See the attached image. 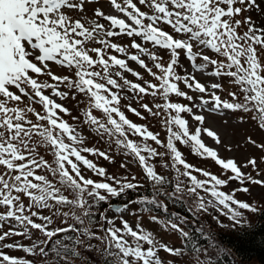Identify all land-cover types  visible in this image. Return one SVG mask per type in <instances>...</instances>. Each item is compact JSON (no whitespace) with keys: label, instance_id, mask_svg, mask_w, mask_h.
<instances>
[{"label":"snow or ice","instance_id":"1","mask_svg":"<svg viewBox=\"0 0 264 264\" xmlns=\"http://www.w3.org/2000/svg\"><path fill=\"white\" fill-rule=\"evenodd\" d=\"M69 101L83 105L77 115ZM129 113L153 118L163 137ZM205 113L248 126L243 146L260 156L222 158L204 137L232 147ZM180 145L221 175L189 163ZM112 149L139 176L101 165L115 162ZM261 165L264 0H0V264H216L210 236L191 248L164 239L190 236L167 202L242 225V210L257 208L237 195L264 190ZM146 185L150 196L114 206Z\"/></svg>","mask_w":264,"mask_h":264},{"label":"rangeland","instance_id":"2","mask_svg":"<svg viewBox=\"0 0 264 264\" xmlns=\"http://www.w3.org/2000/svg\"><path fill=\"white\" fill-rule=\"evenodd\" d=\"M105 10L107 11L106 8H105ZM132 66L134 68H136V70L140 71L138 66H136L135 64H132ZM54 71L59 73L61 70L59 68H54ZM128 78L134 79L130 75ZM145 78H148V77L146 76ZM66 103H67V106L72 110V115H77L79 112V109L83 106V105H77L75 101H69ZM125 103H132L133 107H137L139 109V105L136 104L134 101H125ZM205 115L207 118L206 126L211 127L214 130L218 131L221 134L222 139L224 140V143L230 144L232 147V151H226L223 146H216L214 144V142L211 140V138L204 137L205 142L209 146L218 147L219 154L222 158L234 157L239 162V161L244 160L245 157L248 155H255L257 157L260 156L259 151L252 149L250 147L243 146L242 138L245 136V134L247 132L251 131V129L248 126L245 125V126H241V127H236L237 122L235 120H230L228 124H224L223 120L226 119V117H220L216 114H209V113H205ZM128 116H129V119H132L134 122L149 124L151 127V130H153L154 132L160 131L161 135L163 137V130L156 123V121L153 120V118L149 117V119L147 121H141L137 117H135L134 115H132L130 113L128 114ZM254 138L257 140H260L261 136L259 134H257L254 136ZM88 143H89V146L99 147L102 150H109V145L107 143L102 142V141H97L93 136L88 137ZM238 144L240 145L239 147L237 146ZM179 147H180V150L184 154V158L189 163H191L197 167H201L205 170H208V171L212 172L213 174H217L218 176L221 175V170H220L219 166L215 165L214 162H212L210 159L205 160V159H201L195 155L190 154V149L187 146L180 145ZM112 151L115 152V149H112ZM114 159H115L114 163H109L107 161H104L103 159H101L99 161V163L101 165L105 166L110 173L116 174L117 176L126 175V174H128L129 170L131 171V173L133 175L139 176V169L136 167L135 164L130 165L129 170H125V169L120 167V164L122 162H124V157L120 153L115 152ZM157 167H158V170L163 171L165 174H168V170L160 168L159 163L157 164ZM261 168H264V165H261ZM244 171H249V170L244 169ZM194 174H197L199 176L198 173H194ZM253 175H258V174L253 173ZM200 178H203V177H200ZM232 187L233 188L236 187V182L232 183ZM223 190L227 192L229 189L227 187H225ZM252 191H253L252 196H248L247 194H238L237 198L242 200V201H246V202L252 204L258 210L262 207V205L264 203V199H261V192L264 190L256 189L253 187ZM116 205H118V203H116ZM173 212H169V213H173ZM242 212H243L242 220L244 222L251 221L255 216V213H252L248 210H242ZM151 214L158 215L164 219L170 218L168 214L163 213L161 210L153 211V209H152ZM142 215L144 216V223L146 226L156 227L155 225H152L150 221H148L147 217L149 216V213L145 212ZM212 216H219V214L216 213L215 211L210 210L209 214H204L199 219H195L193 217L188 218L189 222L187 224L183 225V227H184L185 231H188V232L190 231L188 224L194 226L197 229L202 228L203 229L202 232L207 234L208 236H210L212 241L221 249V251H227V249L225 247H223L220 244V242L217 240L216 235L218 234V231H225L228 228L233 227L232 222L229 221L226 217H219L221 222L224 225H227L226 227H221L214 220L211 219ZM171 218L174 219V217H171ZM177 235L169 234V235L164 236V239L170 245L184 244V240L178 239ZM221 251L215 253V255L219 254ZM15 254L16 255H23V253H15ZM243 264H259V263H257L256 261H250L248 263H243Z\"/></svg>","mask_w":264,"mask_h":264},{"label":"trees","instance_id":"3","mask_svg":"<svg viewBox=\"0 0 264 264\" xmlns=\"http://www.w3.org/2000/svg\"><path fill=\"white\" fill-rule=\"evenodd\" d=\"M170 178V177H169ZM142 195H151L149 187L145 186L139 192L130 193L123 199H117L114 204H122L129 198H135ZM169 212H176L181 216L192 218V214L188 211L187 206L182 202L173 203L168 201ZM153 211L160 209L152 208ZM162 211V210H161ZM189 225L190 236L184 240V244L191 248L192 244L203 247L207 245L204 239L207 234L198 232L197 228ZM220 244L227 249L219 254H214L213 259L216 264H243L250 261H256L264 264V203L260 209L255 212L254 218L242 225L230 227L225 231H218L216 235Z\"/></svg>","mask_w":264,"mask_h":264}]
</instances>
